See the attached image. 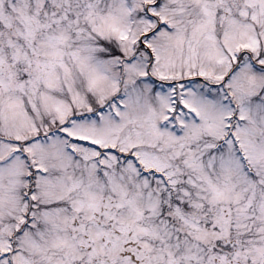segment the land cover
I'll return each mask as SVG.
<instances>
[{
  "label": "snow or ice",
  "instance_id": "obj_1",
  "mask_svg": "<svg viewBox=\"0 0 264 264\" xmlns=\"http://www.w3.org/2000/svg\"><path fill=\"white\" fill-rule=\"evenodd\" d=\"M0 264H264V0H0Z\"/></svg>",
  "mask_w": 264,
  "mask_h": 264
}]
</instances>
